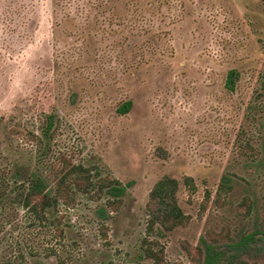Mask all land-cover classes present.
Returning <instances> with one entry per match:
<instances>
[{
    "label": "rangeland",
    "instance_id": "obj_1",
    "mask_svg": "<svg viewBox=\"0 0 264 264\" xmlns=\"http://www.w3.org/2000/svg\"><path fill=\"white\" fill-rule=\"evenodd\" d=\"M58 1L0 0V162L23 166L13 192L29 175L55 186L72 164L130 184L104 226L88 194L60 207L67 264H154L141 257L146 239L160 264H203L204 241L223 264H264L260 235L230 246L264 229V0H130L120 14L115 0L87 13L83 0ZM164 176L180 181L188 216L172 230L149 221Z\"/></svg>",
    "mask_w": 264,
    "mask_h": 264
},
{
    "label": "trees",
    "instance_id": "obj_2",
    "mask_svg": "<svg viewBox=\"0 0 264 264\" xmlns=\"http://www.w3.org/2000/svg\"><path fill=\"white\" fill-rule=\"evenodd\" d=\"M58 2L63 3L62 6L65 4L68 8L73 4L72 0H59ZM118 2L120 6H123L124 3L129 5L130 0H115L113 7L116 14L121 13V10L116 9V5L119 6ZM104 4L109 6V0H83L79 10L87 13L92 8L101 9ZM72 30H75V34L83 33V30L75 23H72ZM80 63L81 59L73 65ZM82 73L76 75L75 78L82 79ZM238 79V70L231 69L226 78L227 88L235 90ZM133 106L134 101L127 99L118 106L117 112L127 114ZM47 120V126L53 128L55 120L52 115H49ZM31 135L36 137L35 133ZM6 154L11 155L12 151H6ZM1 159L3 162H0V264H47L51 258H56L57 264H67L73 259L74 254L73 246L70 247L64 241L66 226L63 225L61 216L58 215L60 207L72 204L79 193L88 194L94 201L101 202L98 213L104 226L110 213L121 207L130 187V184H123L119 179L94 175L84 164H72L68 170L65 166L57 169L55 186H50L42 177L29 175L26 191L13 192L14 188L15 190L21 189L23 184L16 179V175L23 172V166L19 159L16 158L13 162L4 153ZM224 181L223 185H226ZM185 183L190 187H195L191 176L185 178ZM179 187L180 181L170 176L162 177L153 186L148 203L152 229L159 226L172 230L187 222L188 216L178 201ZM72 189H79L83 192H71ZM256 235L264 238V229L248 233L240 241L231 243L230 246L244 248L250 241L256 240ZM203 243V264H223L224 251L218 249L215 244L206 241ZM154 248L147 239L144 240L141 257L152 259L154 264H160L162 254Z\"/></svg>",
    "mask_w": 264,
    "mask_h": 264
}]
</instances>
